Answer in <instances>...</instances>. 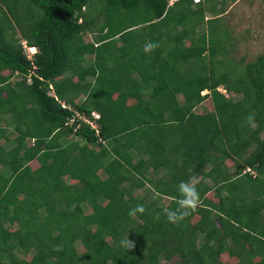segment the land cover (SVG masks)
<instances>
[{"label": "trees", "instance_id": "16d2710c", "mask_svg": "<svg viewBox=\"0 0 264 264\" xmlns=\"http://www.w3.org/2000/svg\"><path fill=\"white\" fill-rule=\"evenodd\" d=\"M229 1L0 0V264H264V52L229 58ZM195 175L199 206L168 222Z\"/></svg>", "mask_w": 264, "mask_h": 264}, {"label": "rangeland", "instance_id": "374dc122", "mask_svg": "<svg viewBox=\"0 0 264 264\" xmlns=\"http://www.w3.org/2000/svg\"><path fill=\"white\" fill-rule=\"evenodd\" d=\"M206 15L207 18L211 17L210 13ZM221 15V24L225 30L226 36L229 38L226 47L230 59L235 61L242 59L243 64H245L252 62L256 56L264 52V2L262 0H231L224 6ZM203 29H205V27H203L202 30ZM87 36L91 39L93 35L88 34ZM15 38L22 46L21 42H24L23 40L25 39L20 36L19 32L16 34ZM27 54L30 56V53ZM88 59L91 60V56H85L84 62L86 64L89 63ZM13 79L18 82L21 79V75L17 73ZM12 84L16 92H18V90L21 91L23 89V84H25V82L21 84L18 83L17 85L16 83ZM219 88L221 89L220 91H222V86H219ZM222 92H225V90ZM83 98L84 97L81 95L78 99L80 100ZM17 102L20 103L18 99H16V104ZM85 210H87V208H85ZM10 225V229L16 228L14 222H11ZM31 252L32 251L24 254L22 251L16 250L19 261L14 263L6 262V264H25V260L29 259ZM159 258L161 264H176L180 262L177 256H169L168 254H162Z\"/></svg>", "mask_w": 264, "mask_h": 264}, {"label": "clouds", "instance_id": "9594fccd", "mask_svg": "<svg viewBox=\"0 0 264 264\" xmlns=\"http://www.w3.org/2000/svg\"><path fill=\"white\" fill-rule=\"evenodd\" d=\"M170 2H172V0H170ZM27 47L34 48L36 50L33 53V55L38 51L37 48L34 46L27 45ZM156 47H158L157 44L149 42L146 44L144 50L146 52H149V51L154 50ZM23 53H24V50H23ZM253 118L254 117L250 115L248 117V120L251 121ZM177 191H178V198L175 201L176 207L166 210V218L168 222L170 223H176L179 220L187 217L192 212H194L200 204V194H199L196 182H193L191 180L181 181L180 184L178 185ZM144 211H145L144 206L138 204L134 208L129 210V215L135 216L137 213L142 214ZM119 243H120V246L124 247L127 250H131L135 247L134 241L129 239V237L122 239Z\"/></svg>", "mask_w": 264, "mask_h": 264}, {"label": "crops", "instance_id": "0c3cea01", "mask_svg": "<svg viewBox=\"0 0 264 264\" xmlns=\"http://www.w3.org/2000/svg\"><path fill=\"white\" fill-rule=\"evenodd\" d=\"M171 3V2H170ZM116 39V38H115ZM23 41H25V40H23ZM89 60V59H88ZM85 61V60H84ZM86 64V63H85ZM17 75V73L15 72L14 73V76H16ZM28 79V78H27ZM12 80H14L13 78H12ZM15 83V82H14ZM218 89L219 90H221L219 87H218ZM224 89L222 88V91H223ZM221 91V92H222ZM207 93L208 91L207 90H204V91H202V93ZM224 94H225V96H228V94L226 93V92H223ZM2 96H5V93L4 92H2ZM180 98H181V96H179ZM7 119L5 122H7V124L5 123V122H3V121H1L2 119ZM1 120H0V129L2 128V129H5L6 131L4 132V134L1 136V139H0V145H1V147L3 148V149H5V150H8V149H10V148H12L13 146H15V133H14V131H13V128H12V126L10 125V122H11V120L9 119V117H8V115H6V114H4L3 116H1ZM8 125V126H7ZM63 138H67V139H77L76 138V136L75 137H73L72 135H70V136H68V137H63ZM27 144L30 142L31 144H32V140L30 139H26V141H25ZM104 144H106V143H104ZM90 147L92 146V145H89ZM93 147H96V146H93ZM0 167H1V169L0 170H2V165H0ZM198 178H199V176H194V177H192L191 178V181H196V180H198ZM205 182H208V181H205Z\"/></svg>", "mask_w": 264, "mask_h": 264}, {"label": "built area", "instance_id": "2783aa9c", "mask_svg": "<svg viewBox=\"0 0 264 264\" xmlns=\"http://www.w3.org/2000/svg\"><path fill=\"white\" fill-rule=\"evenodd\" d=\"M194 2H198L199 0H193ZM22 46H23V50L24 53L26 54L27 58L31 59L33 57V53L36 51L34 48H30L27 47L26 42H22ZM30 53V56L27 54ZM64 106V104L62 105ZM73 111H75V109H73ZM91 115L93 116V119L89 118L88 116L84 115V114H80L79 112H75V114L72 116L69 124H72L74 119L78 120L81 119L83 122L87 123L92 129L95 130L96 134L98 133L99 127L98 124L96 122V119L99 118V114L97 112H91ZM79 126V124L77 125V127ZM250 172L252 175H255V171H253L250 168H246L244 170V172Z\"/></svg>", "mask_w": 264, "mask_h": 264}]
</instances>
